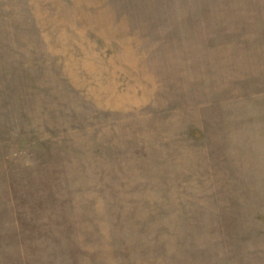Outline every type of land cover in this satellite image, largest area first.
Segmentation results:
<instances>
[{"label":"rangeland","instance_id":"obj_1","mask_svg":"<svg viewBox=\"0 0 264 264\" xmlns=\"http://www.w3.org/2000/svg\"><path fill=\"white\" fill-rule=\"evenodd\" d=\"M0 264H264V0H0Z\"/></svg>","mask_w":264,"mask_h":264}]
</instances>
